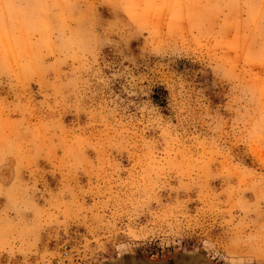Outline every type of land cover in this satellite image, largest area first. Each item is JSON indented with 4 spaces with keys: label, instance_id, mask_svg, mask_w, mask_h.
Instances as JSON below:
<instances>
[{
    "label": "rangeland",
    "instance_id": "obj_1",
    "mask_svg": "<svg viewBox=\"0 0 264 264\" xmlns=\"http://www.w3.org/2000/svg\"><path fill=\"white\" fill-rule=\"evenodd\" d=\"M0 264H264V0H0Z\"/></svg>",
    "mask_w": 264,
    "mask_h": 264
}]
</instances>
